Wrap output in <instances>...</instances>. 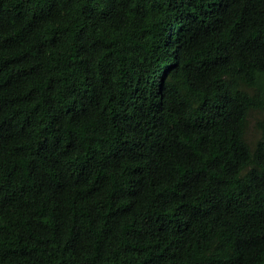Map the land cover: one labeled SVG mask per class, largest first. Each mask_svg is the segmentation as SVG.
Listing matches in <instances>:
<instances>
[{
    "label": "trees",
    "instance_id": "obj_1",
    "mask_svg": "<svg viewBox=\"0 0 264 264\" xmlns=\"http://www.w3.org/2000/svg\"><path fill=\"white\" fill-rule=\"evenodd\" d=\"M0 264H264V0H0Z\"/></svg>",
    "mask_w": 264,
    "mask_h": 264
},
{
    "label": "rangeland",
    "instance_id": "obj_2",
    "mask_svg": "<svg viewBox=\"0 0 264 264\" xmlns=\"http://www.w3.org/2000/svg\"><path fill=\"white\" fill-rule=\"evenodd\" d=\"M262 116L260 111H251L248 115L245 138L249 145H253L259 137L256 121Z\"/></svg>",
    "mask_w": 264,
    "mask_h": 264
}]
</instances>
